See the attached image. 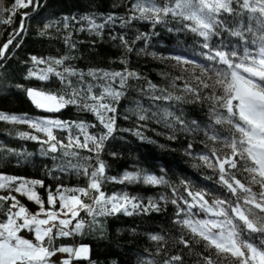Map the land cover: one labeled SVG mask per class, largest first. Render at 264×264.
I'll return each instance as SVG.
<instances>
[{"label":"snow or ice","instance_id":"obj_1","mask_svg":"<svg viewBox=\"0 0 264 264\" xmlns=\"http://www.w3.org/2000/svg\"><path fill=\"white\" fill-rule=\"evenodd\" d=\"M46 7L40 0H14L10 8L3 7L5 15L0 23L12 24L19 10L31 8L39 14ZM30 18L28 11L19 14V26L0 45V59L9 58L10 45L26 31L25 20ZM140 21L150 24L151 30L137 31L134 39L129 40L126 31L115 30L117 22L120 29H128ZM40 22L43 29L38 34L44 36L46 30L55 27L64 34L63 43L70 52L83 43L72 39L74 33L87 32L103 39L105 29H109L110 40L118 41V46L128 53L141 40L144 48L136 51L146 52L159 25L168 32L193 34L199 38L195 43L199 45L197 55L201 59L189 57L179 42L174 49L147 53L162 61H174L185 71L187 66H193V81L180 75L172 81V86L178 87L176 82L184 79L183 94L174 95L151 80L138 91L154 105L175 101L190 103L193 109L199 104L201 110L207 105L208 121L190 118L183 107L179 114L170 107H162L149 117L145 114L147 109L137 104L135 109L121 113L118 104L129 87H135L129 82L146 80L129 67V60L123 56L119 61L123 67L118 70L100 67L84 70L68 63L76 58L68 52L60 56L29 55L25 63L31 66L25 79L34 77L51 82L55 77L59 86L26 88L31 103L46 115L31 117L27 113L0 110V121L27 125L33 130L19 131L16 135L40 145L39 156L52 161L51 167L45 165L46 174L56 184L46 185L43 179L0 171V190L6 193L0 195V264H73L74 259H89L88 244L60 241L82 236L87 229L103 234L101 217L160 212V201L164 204L170 201L175 206L169 218L170 227L180 230L178 236L172 237L175 249L166 251L169 237L163 234V229L149 232L148 239L156 244L155 255H163V259L158 262L145 249L144 254H137L136 264H185L184 250L191 253L195 246H202V250L196 251L197 264H264V0H130L123 13L85 12L58 20L40 17ZM20 47L15 43V49ZM39 65L44 67L38 68ZM69 106L77 113H91L94 122L79 115L61 118L62 110ZM130 111L136 114L135 125L119 131L140 140L149 139L142 129L147 127L146 121L153 119L169 130L168 140H178L177 133L192 137L187 139L185 153L212 169L213 175L205 179L214 181L219 189L194 190L190 182L181 179L180 192L170 184L164 168L160 175L140 169L108 175L109 165L102 158L106 145L114 138L118 117L128 120ZM97 127L101 129L99 133L90 131ZM200 131L204 134L200 140L204 149L196 152L195 134ZM217 144L222 147H215ZM8 153L16 154V150L0 145V161L7 162ZM33 155L27 153L23 159L28 161ZM108 155L115 158L119 153L109 150ZM72 175L83 176L86 184H65L64 176ZM106 182L168 186L171 195L149 197L145 204L141 197L126 191L106 193L102 190ZM37 188L46 191V200ZM218 190L227 195H216ZM18 195L35 203L38 210L30 211Z\"/></svg>","mask_w":264,"mask_h":264},{"label":"trees","instance_id":"obj_2","mask_svg":"<svg viewBox=\"0 0 264 264\" xmlns=\"http://www.w3.org/2000/svg\"><path fill=\"white\" fill-rule=\"evenodd\" d=\"M14 0H0V19L5 15L3 7H11ZM41 5L46 4V8H41L39 14L32 12L31 8L18 11L17 16L10 25L0 23V45L8 40L9 34L13 28L19 26V14L23 11L31 13V18L25 20L26 31L21 33L15 43L21 45L15 49V43L10 45L8 50V59H0V110L10 113H27L31 117L46 115L42 110L37 109L26 95L28 87H58V82H55V77H52L51 82H42L36 78L25 79L28 67L30 64L25 63L29 55L38 56H60L66 52L74 55L76 58L68 61V63L86 70L89 67H100L109 70H118L123 67L119 61L121 57L129 60V67L135 68L142 76L146 78L143 81H130L129 84H135V87H129L125 97L118 104L121 113L126 109H135L137 104L147 109L145 113L151 117L153 112H159L162 107H170L171 110L179 114V109L183 107L184 112L190 118L202 117L205 122L208 121L207 105L197 104L193 109L190 103L179 102H159L154 105L147 95L139 92L141 85L146 84L147 80H151L157 84L159 88H164L172 92L174 95H181L184 79L193 81L192 67L187 66V71L183 66H177L174 61H162L156 57L148 55V52H160L166 49H174L179 42L189 57L196 56L200 51L199 45L195 43L197 37L191 33H176L168 32L167 28L159 25L155 28L151 38V45L146 52H137L136 49L144 48L143 41H136L132 53H128L125 49L118 46L119 42H113L109 38V29H105L103 39L96 36H89L87 32L74 33L72 39L83 41L77 44V50L70 52L66 49L63 43V33H58L55 27L46 30V35L41 36L38 33L43 29V23L40 22V17H48L49 19H60L62 16H73L83 14L85 12L100 13L113 11L123 13L125 6L130 3V0H40ZM79 27V25H77ZM116 31H126L129 40L134 39L136 32L150 31L151 25L147 22H136L131 28L120 29L117 22ZM163 45V47H162ZM15 49V51H12ZM44 67L39 65L38 68ZM199 70H197L198 72ZM160 73H167V76H162ZM180 75L184 79L177 81L178 87L172 86L174 78ZM22 85L23 87H17ZM150 91V90H149ZM190 99V98H189ZM63 119L75 118L77 115L82 119L94 122V117L91 113H77L71 106L67 110H62ZM129 119L125 120L123 116L118 117L114 138L110 143H107L103 154V159L108 163V175H117L123 171H136L137 169L144 170L156 175L161 174V168L166 170V178L170 184L175 186L178 191L182 192L183 187L180 184L181 179H186L192 185L194 190L200 188L219 189L214 181L206 180V176H212V169L207 168L203 162L195 156H189L184 149L187 146V139L184 134L177 133L178 140H168L167 134L169 130L162 123L158 124L153 119L146 121L147 127L142 129L143 134L149 139L140 140L136 136L128 132L119 131L120 128L132 127L136 122V114L134 111L128 112ZM226 128L227 126H223ZM219 130H223L221 126H217ZM155 129V131H153ZM99 127L90 129V131L99 133ZM27 132L25 126L17 125L0 121V145L5 148L16 150V154L8 153L7 162L0 161V171L7 172L12 175L25 176L29 179H43L46 185L55 186L56 181L46 174L45 165L52 166V161L48 157L39 156L38 150L40 145L34 141L21 139L16 135L17 132ZM158 133H164L160 135ZM82 139V137H81ZM204 139L203 131L195 134V151L199 152L204 149V145L200 140ZM210 147L213 145H209ZM217 148L222 146L217 144ZM117 151L119 155L115 158L108 155V151ZM27 153L34 155L28 158V161L23 159ZM83 154H87L86 152ZM17 159L21 160L17 164ZM243 179V176L240 177ZM63 182L67 185H84L86 184L83 176H64ZM41 196L46 200V191L37 188ZM106 193L126 191L132 195L142 198L143 203L148 202L149 197L158 199L160 195H171V188L168 186H152L140 183H114L106 182L102 188ZM6 194L4 192L1 195ZM216 195H227L222 190L215 191ZM186 195V193H185ZM211 200V196L207 197ZM18 199L35 212L37 206L29 202L25 198L18 195ZM161 211H150L147 214L136 212L133 215H124L118 213L116 216L101 217L104 225L103 234L99 230L93 232L87 229L82 236H76L75 239L63 238V243H86L90 246L89 259L73 260V264H136L137 254H144L145 249L153 253V257L158 262L162 261L163 255H155V242L148 239L147 233L161 232L168 236L166 251L172 252L175 249V244L172 237L179 235V227L173 229L169 225V218L175 210L170 201L164 204L160 201ZM82 217L84 214L81 213ZM202 215V214H201ZM119 229V231H118ZM25 235H28L25 233ZM29 238H31L29 236ZM202 250V246H195V251L189 253L184 250L185 264H197L198 257L196 251ZM215 257V254H213Z\"/></svg>","mask_w":264,"mask_h":264},{"label":"rangeland","instance_id":"obj_3","mask_svg":"<svg viewBox=\"0 0 264 264\" xmlns=\"http://www.w3.org/2000/svg\"><path fill=\"white\" fill-rule=\"evenodd\" d=\"M40 110V109H39ZM17 125H23V124H17ZM23 126H25V128H26V130H27V132H32L33 130L32 129H30L27 125H23ZM3 191L2 190H0V195H1V193H2ZM22 198H25L26 199V197H22ZM27 200V199H26ZM29 202H31V201H29ZM33 203V202H32ZM33 204H35V203H33ZM36 205V204H35ZM37 206V205H36ZM37 210H38V206H37ZM36 210V211H37Z\"/></svg>","mask_w":264,"mask_h":264},{"label":"crops","instance_id":"obj_4","mask_svg":"<svg viewBox=\"0 0 264 264\" xmlns=\"http://www.w3.org/2000/svg\"><path fill=\"white\" fill-rule=\"evenodd\" d=\"M55 259L58 261L60 259V255L58 254Z\"/></svg>","mask_w":264,"mask_h":264}]
</instances>
